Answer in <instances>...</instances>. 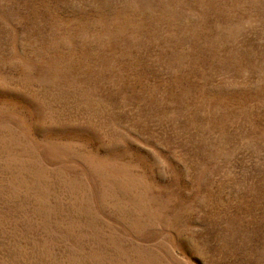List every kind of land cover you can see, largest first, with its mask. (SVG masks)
Returning <instances> with one entry per match:
<instances>
[{
  "label": "rangeland",
  "instance_id": "rangeland-1",
  "mask_svg": "<svg viewBox=\"0 0 264 264\" xmlns=\"http://www.w3.org/2000/svg\"><path fill=\"white\" fill-rule=\"evenodd\" d=\"M0 264H264V0H0Z\"/></svg>",
  "mask_w": 264,
  "mask_h": 264
}]
</instances>
